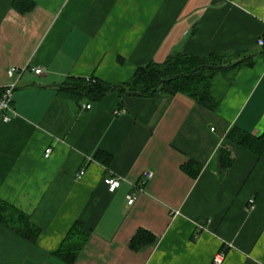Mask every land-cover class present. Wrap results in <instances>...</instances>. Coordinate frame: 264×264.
<instances>
[{"label": "crops", "instance_id": "1", "mask_svg": "<svg viewBox=\"0 0 264 264\" xmlns=\"http://www.w3.org/2000/svg\"><path fill=\"white\" fill-rule=\"evenodd\" d=\"M13 1L0 0V89L17 80L15 115L0 120V200L39 233L0 224V264H66L55 253L76 222L87 241L73 264H211L220 250L222 264H264V151L228 139L234 127L264 134V0H27L26 12ZM173 53L251 63L214 77L213 111L181 94L76 103L56 91L69 78L119 85ZM12 67L27 71L8 78ZM107 175L121 180L114 193ZM138 230L154 241L135 251Z\"/></svg>", "mask_w": 264, "mask_h": 264}, {"label": "trees", "instance_id": "2", "mask_svg": "<svg viewBox=\"0 0 264 264\" xmlns=\"http://www.w3.org/2000/svg\"><path fill=\"white\" fill-rule=\"evenodd\" d=\"M20 2L23 6L18 8ZM13 6L20 12H26L32 8V3L27 0H14ZM262 52L264 53V45ZM250 63L251 58L244 54L212 53L199 58L173 53L163 63H150L145 67L137 68L127 82L119 85H110L94 78H69L56 91L61 97L74 100L76 103L82 100L99 101L110 93L141 98H150L157 94L170 96L181 94L190 98L195 104L213 111L217 106V100L212 94L215 75L228 74L238 66ZM228 139L256 156H260L264 151V134L253 137L234 127L228 134ZM94 159L104 166L111 161L110 155L99 151L94 155ZM231 163L230 153L222 149L219 153L221 171H226ZM182 170L194 177L199 173L200 167L194 162L187 161L182 166ZM0 224L31 242L36 240L39 233L27 216L1 200ZM86 241L87 234L84 232L83 224L76 222L55 255L64 263L73 264ZM153 241L154 238L150 233L138 230L130 239L129 248L136 251Z\"/></svg>", "mask_w": 264, "mask_h": 264}, {"label": "built area", "instance_id": "3", "mask_svg": "<svg viewBox=\"0 0 264 264\" xmlns=\"http://www.w3.org/2000/svg\"><path fill=\"white\" fill-rule=\"evenodd\" d=\"M27 71V68H9L7 70V77L8 78H12L14 77L15 74L18 75V77L21 76V74L23 72ZM34 75H39L41 74V70L40 69H31L30 70ZM16 83L17 80H14L12 83L2 87L0 89V120L4 123L8 122L10 120V116H14L15 112L12 106V99H13V91L16 87ZM86 109L90 108V105L84 106ZM123 113V110H117L115 111V114H120ZM211 131H213V129H211ZM51 153V149L48 148L47 150H45V157H48L49 154ZM84 175V170L79 171L76 174V178L77 179H81L82 176ZM152 177L151 173H146L144 174V180L143 183L146 182L147 180H149ZM103 182L105 184V186L107 187L108 192L110 193H114L121 185V180L115 176H111V175H107L103 178ZM135 200V196L134 194H130L127 196V204L131 205L132 202ZM254 206V200L250 199L248 201V206H247V210L252 209ZM224 255L225 252L224 250H220L219 252H217L212 260H211V264H222L223 260H224Z\"/></svg>", "mask_w": 264, "mask_h": 264}, {"label": "rangeland", "instance_id": "4", "mask_svg": "<svg viewBox=\"0 0 264 264\" xmlns=\"http://www.w3.org/2000/svg\"><path fill=\"white\" fill-rule=\"evenodd\" d=\"M218 74H220V73H218ZM215 76L217 77V74Z\"/></svg>", "mask_w": 264, "mask_h": 264}, {"label": "water", "instance_id": "5", "mask_svg": "<svg viewBox=\"0 0 264 264\" xmlns=\"http://www.w3.org/2000/svg\"><path fill=\"white\" fill-rule=\"evenodd\" d=\"M241 61H242V60H241ZM241 61H240V62H241ZM58 87H59V86H58Z\"/></svg>", "mask_w": 264, "mask_h": 264}]
</instances>
